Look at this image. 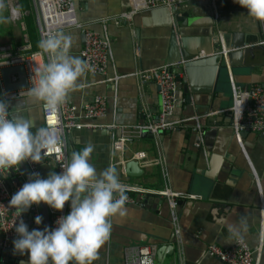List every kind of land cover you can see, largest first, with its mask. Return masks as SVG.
<instances>
[{"label": "crops", "instance_id": "0c3cea01", "mask_svg": "<svg viewBox=\"0 0 264 264\" xmlns=\"http://www.w3.org/2000/svg\"><path fill=\"white\" fill-rule=\"evenodd\" d=\"M72 1L77 22L83 28L100 34H104L105 30L111 40L113 56L105 75L84 72L66 96L69 104L77 110L96 96H105L108 101L105 117L82 120L84 124L94 127H85L68 134L69 158L73 151L80 150L86 141H91L94 152L90 162L98 173L112 167L124 185L146 191L168 187L173 192L195 196V200H183V205L177 206V227L171 221L169 205L159 198H149L146 207L144 203L124 205V215L112 219L110 238L94 264H125V249L138 244L156 248V264H223L209 257L206 247L210 244L231 247L234 242L226 239L230 224L244 226V240L254 251L259 250L260 256L256 258H259V264H264V237L257 239L260 229L264 228V137L256 133H242L240 138L234 128L225 125L230 118L223 110L233 103L230 77L242 89L264 86V54L255 52L247 56L241 66L228 67V70L223 71L222 82L211 97L199 95L189 105L183 92L177 90L176 120L192 121L199 117L197 114H201L198 110L203 112L210 105L214 107V111L202 117L216 118L218 125L213 124L211 128L200 125V144L190 135L194 126V122H191L187 127L164 132L153 139L142 136L127 145L122 153L113 156L112 135L103 126L142 123L149 116L156 117L160 112L158 87L154 83L141 85L132 75L138 71L159 68L156 66L162 63L160 57L165 45L164 22L167 17L161 14L153 20L147 14L151 11L133 12L135 8L132 0ZM9 5L10 0H0V49L18 50L29 46L30 49L38 50L40 38L35 21L32 23L35 33L26 19L27 30H23L20 22L11 19ZM130 12L133 16L138 14V28L134 27L133 20H123L118 25L109 22L111 17ZM177 15L183 18L180 24L186 26L182 27L183 31L190 42H194V46L202 40H208L211 46L217 32L241 39L246 37L249 42L262 40L260 23L248 17L246 10L234 4L233 0H198L177 9ZM105 20L108 21L106 24ZM22 21L25 22L24 18ZM83 30L71 28L64 32L73 38L68 54L79 58L82 63L80 52L85 45ZM135 30H140V39L135 38ZM114 77H119L116 83L108 81ZM4 105L9 115H22L31 119L36 126L33 131L42 126V102L27 96L4 101ZM119 133L116 132L117 135ZM204 133L210 134L206 141L202 138ZM139 153H145L146 159H137ZM132 160L137 161L143 170L139 176L126 174L125 164ZM35 164L41 177L56 171L43 158ZM19 175L22 183H25L23 175ZM3 180L11 194L18 190L11 183L9 174ZM148 194L152 195L151 192ZM3 253L5 257L1 263L27 264V255H13V244Z\"/></svg>", "mask_w": 264, "mask_h": 264}, {"label": "built area", "instance_id": "2783aa9c", "mask_svg": "<svg viewBox=\"0 0 264 264\" xmlns=\"http://www.w3.org/2000/svg\"><path fill=\"white\" fill-rule=\"evenodd\" d=\"M29 1L40 40L49 35L64 34L66 30L71 28L84 29L85 45L80 54L83 59V64L86 66L85 73L100 76L107 73L110 62L112 61L113 52L111 40L105 30L104 34H100L95 30L83 28L77 22L75 6L72 0ZM195 1L198 0H132V4L135 8L133 12H139L140 10L152 11L159 8L179 9ZM9 13L13 21L20 22L22 29L27 30L25 23L22 21L24 13L21 11L18 0H10ZM132 16L133 13L130 12L125 15L111 17L109 22H114L118 25L123 20L130 21ZM107 22L105 20L104 24ZM260 28L262 40L253 44L251 47H264V24L260 23ZM30 50L29 46L22 47L18 50H11L5 47L0 49V103L4 104V101L27 97L28 89L32 86L37 69L43 68L44 64L48 62V55L40 49L29 54L25 53V51ZM20 66L24 68V77L27 79L28 87L16 91H7L2 78V70ZM132 76L141 85L154 83L158 87L161 98V109L156 117L149 116L142 123L128 126L112 123L103 126L111 132L113 156L117 155L116 153H122L127 145L141 139L144 132H151L154 136H159L167 131L181 129L185 123L190 121V119H174L177 78L184 77L183 73L175 71L174 66L164 65L151 70L138 71ZM118 78L114 77L108 81L116 83ZM230 80L233 92V104L229 111L233 113L232 127L234 131L239 137L242 133H256L264 137V86L255 85L250 89H242L234 82L232 77H230ZM18 81V76L12 79V83ZM41 109L43 115L41 127L51 130L54 139L50 150L42 153V158L58 172L69 159L68 134L72 131H80L85 127L93 126L91 124H84L82 120L92 121L105 117L108 112V101L105 96H96L91 102L85 103L80 110H77L65 98L54 109L45 106L43 103ZM194 119H198V117ZM116 131L121 132L120 137L116 136ZM136 158L145 160L146 155L145 153H139ZM25 163L32 174L39 173L35 163L31 161H25ZM122 164L124 165L125 162L123 161ZM13 171L18 177L20 176L19 174H22L20 169ZM254 178L257 185H259L256 175ZM122 185L127 196L125 206L142 205L145 199L144 195L150 192L152 195L166 198L169 202L171 221L175 227L178 226V216L176 213L177 202L180 200H195V196L193 195L176 193L168 187L158 191H146L138 187ZM11 196L12 194L5 185L3 177H0V253L9 250L13 244V239L16 238L14 226L16 222L18 223V218L14 214V210L8 206V201ZM47 210L52 228L55 227L57 217L66 215L69 207L66 204L63 213L56 212L48 207ZM28 214L32 215L33 223L31 227L28 226L24 215H22L21 219H23L29 229H42L44 227V221L39 226L34 222V217L37 215L42 216L39 206L33 205L29 209ZM206 254L209 257L219 260L223 264H259V258H256L259 255V250L257 252L254 251L244 239L234 242L229 248H224L217 244L207 245ZM124 262L125 264H156V248L152 245L138 244L130 246L125 249Z\"/></svg>", "mask_w": 264, "mask_h": 264}, {"label": "clouds", "instance_id": "9594fccd", "mask_svg": "<svg viewBox=\"0 0 264 264\" xmlns=\"http://www.w3.org/2000/svg\"><path fill=\"white\" fill-rule=\"evenodd\" d=\"M246 10L253 21L264 24V0H233ZM73 44L71 35H49L38 42V48L48 55V62L39 68L28 89V97L55 108L76 86L86 66L79 58L68 54ZM34 122L22 115H9L0 103V177L10 170L19 169L25 161L39 163L42 153L54 143L53 133L45 127L35 128ZM94 145L86 141L84 146L71 153L60 171H50L46 177L33 173L12 194L8 206L18 218L14 231L13 255H27V264H94L100 250L109 240L112 219L124 215L127 196L124 187L112 167L97 172L90 162ZM46 205L63 213L55 227L29 230L21 219L33 206ZM43 217H34L41 225ZM243 225L230 224L226 239L236 242L245 239ZM264 237L261 228L257 239ZM23 264V262H21Z\"/></svg>", "mask_w": 264, "mask_h": 264}, {"label": "water", "instance_id": "95a60500", "mask_svg": "<svg viewBox=\"0 0 264 264\" xmlns=\"http://www.w3.org/2000/svg\"><path fill=\"white\" fill-rule=\"evenodd\" d=\"M147 14H149L150 18H152L153 20L161 16V14L162 16L165 15L167 17V19L165 17L166 21L164 22V26L166 28L165 45L162 49L160 57V62L162 63L160 65H157L156 67L172 65L174 66L175 71L184 74L183 78H177V90L183 92L185 100L189 105L192 104V102H194L196 97L199 95H206L210 97L212 95H215L218 85L222 82L221 74H223V71L228 70V67L233 68L235 66H241L244 60H246L247 56L252 55L255 52L264 54L263 46L251 47L253 44L260 42L259 39L254 42H249L246 37H243V39H241L239 37L237 38L234 35L230 36L224 33H221L220 35V32L215 33L212 42L213 44L211 46L208 40H202L201 43L197 42L194 46V42H190L183 31V28H186V26H181L180 22H183L184 20L183 18L181 19L180 17H178L176 8H159L152 10ZM168 14L170 15V17H168ZM185 16L186 15H184V17ZM137 17L138 14L132 16L131 18V20L134 21L135 28H138L136 26ZM135 38L140 39V30H135ZM83 39L85 44L84 31ZM190 43H192L194 47H192ZM237 48L239 49L237 51H234ZM203 51L204 53H202ZM15 76L19 77V81L16 83H12V79ZM2 78L7 91H16L28 87L27 79L24 77V68L21 66L3 69ZM216 79L218 81H216ZM231 107L223 110H225V115L230 118V121L227 124L225 122V125L233 128V113L232 111H229ZM209 109L203 112H200L198 110V113L201 114L197 115L199 117H202L204 115H207L209 111H214V107L211 105L209 106ZM199 117L198 119H193L192 121H188L183 125V127H187L189 123L194 122V126H192V132L190 133V135L194 136L197 144H200L201 142V137L198 130V128H200V125H202V127L211 128L213 124L218 123L217 119L213 117H202L201 120L199 119ZM120 134L121 132L119 133V135L116 134V136L120 137ZM209 135L210 134L207 135L206 133H204V135L202 136L203 140L206 141ZM142 136L151 139L155 138V136L151 132H144ZM241 137L242 134L240 135V138ZM205 151L208 152L207 148H205ZM19 169L21 170L24 180L27 181L32 173L26 163L23 162ZM125 171L128 176H139L140 174H142L143 170L141 169L137 161L132 160L125 164ZM8 174L12 178L11 183H14L15 186L19 189V187L23 184L20 178L13 170H10ZM7 188L9 189L8 186ZM155 197L159 198L161 202H166L169 205V202L166 198L148 194L143 202L145 207L149 202V198ZM177 205L182 206L183 201H178ZM39 208L43 216L44 226L46 225L51 228L50 217L46 205L41 204ZM23 215L28 222V226L31 227L33 223L32 215L28 214L27 212ZM29 230H31V228ZM4 257L5 254L3 252L0 253V264H4L1 263Z\"/></svg>", "mask_w": 264, "mask_h": 264}, {"label": "rangeland", "instance_id": "374dc122", "mask_svg": "<svg viewBox=\"0 0 264 264\" xmlns=\"http://www.w3.org/2000/svg\"><path fill=\"white\" fill-rule=\"evenodd\" d=\"M21 3V7H22V12L24 13V21L25 19L27 20L31 31H33L34 33L36 32L35 29L33 28V21H34V17L32 15V10H31V6H30V1L29 0H20ZM26 23V21H25ZM27 24V23H26ZM36 25V24H35Z\"/></svg>", "mask_w": 264, "mask_h": 264}, {"label": "trees", "instance_id": "16d2710c", "mask_svg": "<svg viewBox=\"0 0 264 264\" xmlns=\"http://www.w3.org/2000/svg\"><path fill=\"white\" fill-rule=\"evenodd\" d=\"M19 1V4H20V8H21V11H22V7H21V3H20V0H18ZM23 18H24V16H23ZM25 23V22H24ZM29 36V35H28ZM39 50V49H38ZM35 51H37V50H34V49H31L30 51H25V53L26 54H29V53H31V52H35Z\"/></svg>", "mask_w": 264, "mask_h": 264}]
</instances>
